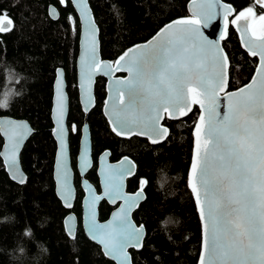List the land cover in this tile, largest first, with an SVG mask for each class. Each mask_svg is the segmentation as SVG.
Masks as SVG:
<instances>
[{
    "label": "trees",
    "instance_id": "obj_1",
    "mask_svg": "<svg viewBox=\"0 0 264 264\" xmlns=\"http://www.w3.org/2000/svg\"><path fill=\"white\" fill-rule=\"evenodd\" d=\"M187 1L89 0L99 27L102 57L113 60L129 45L146 40L167 21L186 15ZM223 1L231 3L236 12L254 4V0ZM50 4L59 12L55 20L48 14ZM254 11L256 16L261 14V6L257 4ZM0 14L10 17L15 24L14 30L0 33V100L7 102L6 107H0V115L26 118L33 128L20 153L27 175L24 184L8 177L0 157V264H114L82 232V191L78 180L74 183L76 197L70 210L62 206L54 190L55 141L50 109L57 67L64 69L67 82L69 130L71 124L79 128L84 118L75 85L79 35L75 11L69 0L66 5L58 0H0ZM222 44L232 66L229 89H234L250 79L257 60L240 48L231 27ZM103 94L99 79L96 103L86 117L93 160L104 149L110 151L113 160L128 155L136 163V172L128 178L127 188L134 190L142 178L146 181L145 198L132 213L134 221L145 227L146 234L143 247L131 250L132 263L196 264L200 223L186 174L198 109L181 119L165 120L168 136L151 144L136 136L121 138L109 130L100 109ZM78 135L79 131L70 132L68 139L73 167ZM1 145L0 136V148ZM92 175L95 177L93 167L88 176ZM70 211L78 217L74 239L66 234L63 224ZM99 212V218L105 219L104 201Z\"/></svg>",
    "mask_w": 264,
    "mask_h": 264
},
{
    "label": "snow or ice",
    "instance_id": "obj_2",
    "mask_svg": "<svg viewBox=\"0 0 264 264\" xmlns=\"http://www.w3.org/2000/svg\"><path fill=\"white\" fill-rule=\"evenodd\" d=\"M58 2L66 5V0ZM72 2L78 6L84 25L85 47L80 62L83 86V82H91L93 68L96 71L104 68L105 74L111 69L96 57L97 29L88 0ZM191 2L196 4L198 0ZM200 2L208 6L207 11H197L191 18L173 21L144 45L124 51L114 62L116 71H126L128 75L114 81L110 124L117 136L144 135L156 144L165 140L169 131L159 123L162 112L169 118H178L177 112L183 117L191 111L190 103L207 108V118L202 112L195 125V144L188 173V186L194 194L201 220L198 264H264V33L257 35L254 28L257 22L264 23V0H254L252 6L241 10L232 20V24L241 19L247 22L244 32L251 35L247 39L242 35V45L250 56L259 57L252 79L234 91H228L232 66L227 53L218 43L203 36L198 27L202 23L207 27V21L215 18L212 9L219 0ZM257 4L262 8L258 17L254 11ZM223 8L225 13L232 11L231 5H223ZM48 14L52 18L58 15L54 6L49 7ZM68 19L72 21L71 16ZM14 28V21L0 14V33ZM226 34L225 31L220 39ZM61 82L62 73L58 70L53 134L58 142L59 194L67 201L71 188L63 124L66 98ZM221 93L227 101L222 112ZM88 102H91L90 97ZM6 106L7 102L0 100V107ZM30 131L25 123L0 121V133L8 135L10 140L6 166L11 178L19 184H24L26 178L15 154ZM71 131L80 129L73 124ZM126 161L127 157L120 169L109 166L105 173V194L112 202L125 201L113 214L112 221L103 225L95 222L92 204L100 197L91 186L87 189L91 220L88 232L103 246L104 255L115 259L117 264H132L128 249L143 247V225L135 226L129 217L142 198L146 181L141 179V190L135 195L124 193L122 180L125 175L132 174L131 167L125 166ZM80 167L85 171L89 167L86 139ZM72 219L69 217L65 222L66 234L74 239Z\"/></svg>",
    "mask_w": 264,
    "mask_h": 264
},
{
    "label": "water",
    "instance_id": "obj_3",
    "mask_svg": "<svg viewBox=\"0 0 264 264\" xmlns=\"http://www.w3.org/2000/svg\"><path fill=\"white\" fill-rule=\"evenodd\" d=\"M69 2L71 3V5H72V7H73V9L75 11V14H76L77 19H78V24H79V35H78V42H77V54H76V57H75V85H76V89H77L78 102H79L81 111L84 114V121H83V123H82V125L80 127V136H79V141H78V149H77V153H76V156H75V170H76L77 174L80 177V182L79 183H80L81 190L83 192V195L81 197V202H80V208H81L80 226H81L82 232L84 233L85 237L87 239H89L91 242L95 243L100 248L102 254L104 255L103 246L98 241L93 240L91 238L89 232H88V228H89V225L91 223L90 212H89L90 193L87 190L88 187L91 186V188L95 191V194L100 197L99 200H96L92 204V210L95 213V215H94L95 222L97 224H102L103 225V224H107L109 221H112L113 218H114L113 214L117 213L118 210L120 209L121 205H123L125 203L124 199H116L115 202H112L110 197L105 194V192H106V188H105V173L109 169V166H111L112 169H120L121 168V162L124 161L125 157H127L128 161L125 162V166L131 167L132 174L124 176V178L122 180V185H123L122 191L124 193H126V194L131 196V195H135L139 190H141L142 186L140 184V187L137 188L136 191H134V192L127 191V179L132 177L135 174V172H136V163L128 155H122L118 159L112 161V160H110V151L108 149H104L103 151H101L97 155L96 174H97V177H98L99 191L85 177L87 172L93 166L91 133H90V128H89L88 122L86 120V117H87L88 112L91 110V108L95 104L94 88H95L96 80L99 77H103L105 79V83H104L105 96H104V100H103V103H102V106H101V112H102L103 117L106 120V123L108 125L109 130L113 134H115L112 131V125L110 124V120H111V116H110L111 97L113 95L114 81H115V79L117 77H119V78L126 77L128 75V73L126 71H116V64L114 62L127 49L133 48V46H135V45H144L147 41L151 40L154 36H156V34L159 32V30L161 28H164L166 25L172 24L173 21L179 20L181 18H191L193 16L194 12L201 11V10L207 11L208 10V6L206 4L201 3L200 0H198V2L196 4H193L191 2V0H188L186 2V4H185L186 15L179 16V17H176V18H173V19L167 21L161 27H159L146 40H143V41H140V42H136V43H134L132 45H129L124 50H122V52H120L113 60H110L108 58H104L101 55L100 39H99V27H98V25H97V23L95 21V27L97 29V32H96V41H97L96 57H97L98 60L105 62L106 66L111 69V72L108 73V74H105L104 68H101L100 71H96L95 68H93V75H92V78H91V82L89 83V82L85 81V82H83V86H82L80 62H81V56H82V53H83L84 47H85L84 25L81 22V16H80V13L78 11V6L75 5L72 2V0H69ZM88 5L90 7L89 0H88ZM223 5H231L232 11H230L228 13H225ZM50 6H54V5L53 4L48 5V10H49ZM54 7L56 8V11H57L58 15L56 16V18H52L50 15H49V17L51 19L55 20V19L58 18L59 12H58L57 7L56 6H54ZM212 11L215 13V18L207 21V27H205L203 25V23L198 26L199 30L203 34V36L207 37L208 40H210V41H215L216 43H218L223 48L224 52H226L224 47H223L222 41L226 39V37L228 35L229 28L231 27L233 29V31L236 33L240 48L248 54L247 48L244 47L242 45V42H241L242 35L245 36V39H247L251 35L250 33L246 34L244 32V29L247 26V22L245 20L241 19V20L237 21L236 24H232V20H234L236 18V15H238V13L240 11L236 12L234 7H233V5L231 3L225 2L223 0H219V3L212 9ZM91 15L94 18V14L92 12V9H91ZM259 15H257V17ZM225 16H227V19H225ZM94 20H95V18H94ZM225 25H227V28H225ZM174 27H177V26L174 25ZM254 28H255V31H256L257 35H260L261 33H264V23L257 22L254 25ZM225 31H226L227 34L224 35L223 39H220L221 35L224 34ZM255 58H256L257 61H256V65H255L253 73L256 71V66L259 63V57H255ZM58 70H59L60 73H62L61 87H62V90H63V94H64V96L66 98L65 99V111H64V116H63V124H64L65 130H66V141H67V145H68L67 164H68V167L70 169L68 182H69V186L71 188V197L69 199H67V201H65L64 197L59 194L60 193V180H59L60 168H59L58 160H57L58 142H57V139H56L55 135L53 134V128L56 127L54 105H55V96H56V88H57ZM251 79H252V75H251L250 79L244 84L249 83V81ZM243 85H241V86H239L237 88H240ZM237 88L228 89V91H234ZM52 89H53V92H52V99H51L50 117H51V121H52V125H53L51 134H52V137H53V139L55 141V152H54V159H53L52 177H53V181H54V190H55L56 196L61 201L62 206L65 209L70 210L73 207V205H74V201H75V197H76V189H75V185H74V173L75 172H74V168L72 167L70 151H69V140H68L69 131H68V127H67V116H68V109H69V97H68V93H67V82H66V79H65V73H64V69L62 67H57L56 70H55V77H54V80H53ZM86 93H87V95H86ZM89 97L91 98V102H88L89 101ZM220 103H221L220 111L222 112L224 104L227 103V101L224 99V94L223 93L220 94ZM86 106H87V111H85V107ZM189 106L191 107V111L194 108H197L198 109V113H197L195 122L193 124L192 131H191V133H192V148H191L190 161H189L187 174H186V184H187V187H188V189H189V191L191 193V196L193 198V202H194L195 209H196V212H197V215H198V219H199V223H200V247H199V253H200V250H201V220H200V215H199V211H198V207H197V203H196L194 194L192 193L190 187L188 186V173H189V168H190L191 163H192L193 149H194V144H195V137H194L195 125H196L197 121L199 120V117L201 116L202 112H203L205 118H207L208 113H207V108L201 109L199 104H191L190 103ZM185 111H187V108H185ZM191 111H187V115ZM161 115H162L163 118L160 120L159 123H160L161 126L166 127L168 130H169V127L166 124H164V120L165 119L169 120V121H172V120L181 119V118L186 116L185 115L183 117H179L178 112L176 113V116L178 118H169V116L166 113H163V112L161 113ZM6 120H12V121L20 122V123H25L31 129L30 133L20 143L19 148H18V150H17V152L15 154L16 155L17 164H18L21 172L25 176V178H27V175H26V173L23 170L22 165H21L20 153H21V150H22L25 142L30 137V135L33 133V128L31 126L30 122L26 118H16V117L9 116V115H4V114L0 115V121H6ZM85 125H87V128H85ZM168 133H169V131H168ZM0 136L2 138V145H1V148H0V153L4 154V155H0V157H1L2 162L4 164L5 171H6L7 175H8V177L12 181L18 183L17 181H15V180H13L11 178L9 170H8V168L6 166V157L8 155L9 148H10L9 137H8V135H5L3 133H0ZM133 136L144 138L149 143L153 144L151 142V140L147 136H144V135L118 136V137L130 138V137H133ZM85 139H86V142H87L88 158H89V167L87 168L86 171L80 167V158H81V153L83 151ZM85 181H87V183H85ZM143 187H144V185H143ZM144 198H145V193H144V190H142V198L139 201L138 205L140 204L141 201L144 200ZM102 200L107 201L108 204H110L112 206H115V207L110 211V213L108 214V216L105 219L101 220L99 218L98 206H99V203ZM68 205H71V206L69 207ZM137 207L138 206L133 208V210L130 213V217L129 218H130L131 222L135 226L139 227L142 224H137L134 221L133 217H132V213ZM69 217L73 218L70 221V223L72 224V227L74 228V232L76 233V229H77V225H78V217L72 211L68 212L65 215V217H64L63 224H64L65 231H66V223L65 222L67 221V219ZM145 234H146V229L143 226V241H144ZM143 241H142V244H143ZM131 250H137V249H134V248H129L128 249V252L130 253V256L132 258ZM199 253H198L196 264H198V261H199V258H200ZM104 256L107 259L113 261L114 264H117V261L115 259L111 258L110 256H106V255H104Z\"/></svg>",
    "mask_w": 264,
    "mask_h": 264
},
{
    "label": "flooded vegetation",
    "instance_id": "obj_4",
    "mask_svg": "<svg viewBox=\"0 0 264 264\" xmlns=\"http://www.w3.org/2000/svg\"><path fill=\"white\" fill-rule=\"evenodd\" d=\"M9 26V25H8ZM98 80L99 79H102V86H103V91H104V94H103V96H102V101H101V104H100V109H101V106H102V103H103V100H104V96H105V90H104V83H105V79L103 78V77H99V78H97ZM98 80H96V81H98ZM95 87H96V83H95ZM77 90V89H76ZM94 95H95V88H94ZM78 98V97H77ZM95 103H96V95H95ZM95 105V104H94ZM80 110H81V108H80ZM83 113V112H82ZM101 114H102V112H101ZM83 116H84V114H83ZM105 119V118H104ZM87 120V119H86ZM166 120V119H165ZM165 120H164V124H165ZM83 121H84V118L82 119V123H83ZM106 121V120H105ZM88 122V121H87ZM82 123H81V125H82ZM73 124H71V126H72ZM81 125H80V127H81ZM89 125V124H88ZM71 126H70V130H69V128H68V131H69V135H70V132H72L71 131ZM68 127V126H67ZM80 127H79V129H80ZM72 133H76V132H72ZM79 136H80V131H79V135H78V141H79ZM68 139H69V137H68ZM77 149H78V146H77ZM76 153H77V151H76ZM100 153V152H99ZM97 155H98V153H97ZM75 156H76V154H75ZM111 156V155H110ZM92 159H93V157H92ZM118 159V158H117ZM96 160H97V156H96ZM96 160H95V162H94V160H93V168H94V174H95V177L92 175V177L91 176H88V174H89V171L91 170H89L88 172H87V174L85 175V177L97 188V190L99 191V185H98V177H97V174H96ZM110 160H112V161H114L113 159H111V157H110ZM116 160V159H115ZM95 165V166H94ZM73 167V166H72ZM91 167V168H92ZM74 183L75 182H77V180H78V184H79V187H80V177H79V175L77 174V172H76V170H75V158H74ZM77 175V176H76ZM128 180V179H127ZM75 185V184H74ZM140 186H138V187H135L134 188V190H131V189H128L127 188V191H129V192H134V191H136V189L137 188H139ZM80 189H81V187H80ZM82 191V190H81ZM82 195H83V192H82ZM82 197V196H81ZM105 202L106 204H107V213H106V217L108 216V214L110 213V211L115 207V206H112V205H110V204H108V202L107 201H105V200H102L101 202ZM80 202H81V200H80ZM100 202V203H101ZM100 203H99V205H100ZM98 211H99V206H98ZM80 214H81V208H80ZM99 215H100V212H99Z\"/></svg>",
    "mask_w": 264,
    "mask_h": 264
}]
</instances>
